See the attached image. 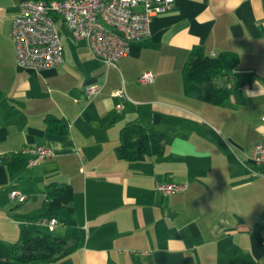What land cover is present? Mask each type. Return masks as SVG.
Segmentation results:
<instances>
[{"label": "crops", "instance_id": "0c3cea01", "mask_svg": "<svg viewBox=\"0 0 264 264\" xmlns=\"http://www.w3.org/2000/svg\"><path fill=\"white\" fill-rule=\"evenodd\" d=\"M21 1L0 0V264H20L11 245L21 216L40 211L51 182L73 188L79 245L56 263L27 264H264V177L250 159L264 141V0H174L114 66L67 35L63 62L41 71L15 64L10 28ZM195 46L238 55L219 85L239 89V100L214 105L201 86L184 92ZM146 71L153 81L139 84ZM48 116L64 132L47 131ZM136 122L167 135L161 156H116L120 130ZM39 145L52 155L29 165L24 150ZM18 158L12 176L7 163ZM165 181L185 188L163 195L156 186Z\"/></svg>", "mask_w": 264, "mask_h": 264}, {"label": "built area", "instance_id": "2783aa9c", "mask_svg": "<svg viewBox=\"0 0 264 264\" xmlns=\"http://www.w3.org/2000/svg\"><path fill=\"white\" fill-rule=\"evenodd\" d=\"M174 0H23L13 15L10 37L14 45L15 64L19 68L41 71L52 69L63 62L62 38L65 35L57 28L60 22L75 40L85 42L91 56L106 66L128 54L132 42L145 39L150 34V21L156 13L167 10ZM213 55V54H211ZM153 74L146 71L137 77L142 85L153 81ZM98 93L96 86H89V97ZM115 97L125 98L124 90L113 92ZM120 107V104L117 105ZM33 155L29 165H36L50 157L49 148L39 145L24 150ZM250 159L254 173L264 177V141L251 149ZM185 184L161 182L156 190L163 194L183 191ZM9 197L17 202L26 196L11 190ZM38 225L53 231L58 226L55 217L44 218Z\"/></svg>", "mask_w": 264, "mask_h": 264}, {"label": "trees", "instance_id": "16d2710c", "mask_svg": "<svg viewBox=\"0 0 264 264\" xmlns=\"http://www.w3.org/2000/svg\"><path fill=\"white\" fill-rule=\"evenodd\" d=\"M62 33L68 35L61 24ZM239 63L235 52L223 51L215 55L205 52L202 46H195L189 52L182 68L184 92L194 93L203 87L201 99L205 102L222 105L230 95L235 94L239 100L241 92L237 88L219 85L214 81L218 76H227ZM46 130L64 132L58 119L46 118ZM166 134L139 123H128L120 130L119 143L115 154L123 160H141L145 156H161L169 143ZM24 163L23 159L10 160L7 167L10 175H17ZM74 191L70 184L51 182L45 186V197L40 211L34 215H22L19 224V235L11 245V257L20 264L33 261L56 263L71 254L79 245V228L71 206ZM55 217L63 233L55 229L48 231L38 222L44 218Z\"/></svg>", "mask_w": 264, "mask_h": 264}, {"label": "rangeland", "instance_id": "374dc122", "mask_svg": "<svg viewBox=\"0 0 264 264\" xmlns=\"http://www.w3.org/2000/svg\"><path fill=\"white\" fill-rule=\"evenodd\" d=\"M57 28L59 29L60 32H63L61 29V23L60 22L57 23ZM70 41H72L71 38H64L63 39V45L67 46L70 43ZM220 80H221V76H218L217 78L214 79V81L218 84L221 83ZM200 89H202V86L200 87Z\"/></svg>", "mask_w": 264, "mask_h": 264}]
</instances>
